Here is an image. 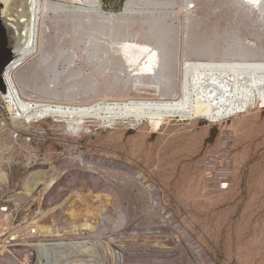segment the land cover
I'll use <instances>...</instances> for the list:
<instances>
[{"label": "rangeland", "instance_id": "374dc122", "mask_svg": "<svg viewBox=\"0 0 264 264\" xmlns=\"http://www.w3.org/2000/svg\"><path fill=\"white\" fill-rule=\"evenodd\" d=\"M55 1L74 6L67 0ZM127 1L101 0V9L118 12ZM197 1V12L193 15H188L185 10L195 5L194 0H134L133 3L136 8L160 11L155 18L169 28V41L174 44L170 55L171 71L175 72L169 81L172 87L178 81L179 61L187 45H213L220 53L222 49H257L254 58L264 60V15H260L258 8L252 9L242 0ZM4 4L0 3V17L7 13ZM64 23V31L70 33L59 31L55 42L61 47L62 57L64 54L67 59L73 57L77 61L75 68L83 67L87 76L83 81L86 88L79 87L80 77L63 81L59 88H64L66 93L87 89L86 94L83 92L80 98L73 100L79 102L84 99L87 103L117 94L120 86H124V92L130 91L131 76L127 73L131 68L121 67L120 59L112 56L106 60L105 55L95 70L89 63L91 60H84L96 53V58L101 53L112 54V50L107 48L97 52L90 48L92 40L100 33H95L90 26L77 27L74 32L71 22ZM134 29H139V26L136 24ZM126 30L128 34L129 28H121L116 39L106 38L119 42L127 35ZM73 43L75 46L71 49ZM86 45L89 47L88 56L83 51ZM5 55L0 50V59ZM56 55L59 56V52ZM214 57L222 58L220 54ZM72 66L64 60L58 69L63 71ZM104 82H113V86L104 88L102 92L106 95L100 91L101 94L96 96L99 84ZM134 90L136 96L164 98L153 89ZM248 107L251 110L246 112ZM244 108L232 115L226 114L228 117L222 116L223 120L219 118L220 121L216 122H208L201 115L191 118L179 113V116L169 114L170 119L166 118V121L150 120V127L142 118L143 121L89 118L88 134L80 138L56 124L54 139L46 146L49 163L29 169L16 161L11 169L9 188L0 191V199L3 194L17 189L22 191L21 182L28 171L62 166L61 180L41 207L45 208L51 198L57 199L70 181H87L90 185L92 180L86 177V173L99 177L103 185L116 190L121 206L119 211L123 213L114 211L111 221L100 215V219L106 220L107 230L100 237L94 234L84 239L88 245L96 239L103 244L108 241L116 252L131 253L126 264H264V101L257 106L253 100ZM79 153L83 158L95 159L94 168L97 170H89L87 163L71 158ZM140 173L156 187L157 193H150L145 188L138 178ZM22 202L21 206H25L29 199H26V204L24 199ZM29 205L31 218L39 207L38 204ZM8 212L14 215L13 226L27 224L23 222L26 218L20 206H14ZM120 222L125 223L124 226L110 230V225ZM7 234L4 239L10 232ZM31 243L16 239L9 242L12 250L8 249L0 256V264H30L35 258L36 262L38 251ZM54 254H43L41 263L54 260ZM85 259L95 264L97 257Z\"/></svg>", "mask_w": 264, "mask_h": 264}, {"label": "bare ground", "instance_id": "6f19581e", "mask_svg": "<svg viewBox=\"0 0 264 264\" xmlns=\"http://www.w3.org/2000/svg\"><path fill=\"white\" fill-rule=\"evenodd\" d=\"M67 1L74 6L55 0H2L0 3L2 6L6 3V6L4 4L7 12L5 17L9 19H12L13 11L23 13L20 16L22 21L19 19L18 21L22 22L23 27L26 28L24 44L28 42L33 44L30 54L23 50L20 55L24 67L19 72L18 80L23 84L22 90L25 88L29 90L24 91V95L34 98L39 106L45 105L44 108L49 111L57 125L69 129L70 134L73 133L75 137L80 138L88 134L86 130L89 118H95L98 121L142 118L147 120L146 126L150 127V120L166 121L170 119L167 115L176 116L179 113L180 116L191 118L201 115L208 122H216L219 118L222 119V116L232 115L246 107L248 102L255 100L258 106L260 101H264V60L254 58L258 53L257 49L246 51L240 47L239 51H233L234 49L223 51L222 49L220 53L213 45H187L185 54L179 61L178 81L172 87L169 81L174 77L175 72L171 71L170 55L174 50V44L169 41L171 34L167 25L155 18L160 11H156L155 8L154 10L136 8L133 4L134 0H128L118 12L102 10L101 0ZM242 1L244 4L247 2L246 4L252 9L258 8L260 15H264V0ZM195 2L198 1L194 0ZM196 8L197 3L185 11L189 13L188 15H193L197 12ZM64 22H71L70 24H73L75 28L72 30L74 32L77 27L90 26L95 33H100V36L94 37L90 48L95 49L96 52L98 49L107 48L112 50V54L101 53L96 58L95 52L96 54L84 60L86 62L91 60L88 62L93 64L92 69L95 70L100 61L103 62L105 55L106 60L112 56L120 59L121 67L131 68V71L128 70L129 73H127L131 76V90L129 89L131 92L126 90L124 92V86H120L119 92L116 90L118 93L109 97L102 91L104 88L105 90L111 88L113 82H104L99 84L96 96L101 91L106 97L87 103L84 99L79 102L73 101L81 97L83 92L86 94L87 89L83 91L80 89L77 93L72 91L66 93L64 88L62 90L59 88L63 81L73 77L77 79L80 77L79 87L86 88L83 81L87 76L83 67L75 68L77 61L73 57L67 59L65 54L66 59L62 57L61 47L55 42L59 31L65 34L70 33L64 31L66 29ZM136 24L139 26L137 30L134 29ZM123 27L129 28V33L127 34L126 30L127 35L124 39L119 42L112 41L113 37L116 39ZM19 34L21 36V30ZM106 37L108 39L112 37L111 41ZM22 38L21 36L20 39ZM74 46L73 43L71 49ZM88 49L87 45L83 49L86 51V56L89 53ZM57 51L59 56L56 55ZM217 54H220L222 58L214 57ZM229 55H235L237 58L232 56L231 58ZM79 57L82 62V55ZM64 60H68L70 66L73 64L74 66L60 71L58 65ZM134 88L153 89L164 98L150 99L136 96ZM249 107L246 112L251 110ZM5 143L9 146L6 141ZM71 158L87 163L86 167L89 170L96 166L95 159L83 158L80 153ZM6 160L10 161L11 157H6ZM62 169V166L59 168L52 165L49 168L30 170L23 176L22 191L15 197L24 199L25 204L26 199H29V203L38 204L39 210L30 218L29 203L21 206V210L25 213L22 215L26 218L23 222L27 223L23 227L13 226L14 215L0 210V256L7 253L11 245L9 242L16 239L32 242L31 245L37 248V260L35 262L34 257V261L30 264H44L41 263L42 255L48 253H55V259L46 264H61L65 261H68L67 264H91L88 259H85L88 256L97 257L95 264H126L131 258V253L116 252L108 241L103 244L96 239L88 245L84 239L94 234L96 237L102 236L108 228L106 220L111 221V214L117 210V213H123L119 211L121 206L119 198L117 199L118 193L103 185L99 177L86 173V177L92 180L90 185L87 181L85 183L76 179L70 181V184L68 183L69 185L59 192L57 199L53 197L45 208L41 207L49 193L61 180ZM138 178L150 193H157L156 187L144 174L140 173ZM1 182H9L8 171L3 168L0 169ZM100 215L106 220L103 218L101 220ZM120 219L123 220L124 217ZM121 222L114 226L110 225V230L114 231L124 226L125 223ZM20 223V225L23 224ZM9 232V236L4 239L3 237Z\"/></svg>", "mask_w": 264, "mask_h": 264}, {"label": "built area", "instance_id": "2783aa9c", "mask_svg": "<svg viewBox=\"0 0 264 264\" xmlns=\"http://www.w3.org/2000/svg\"><path fill=\"white\" fill-rule=\"evenodd\" d=\"M21 15V11H13L12 19L0 17V50L6 53L0 59V69L11 58L0 74V169H6L9 175V182L0 183V191L9 188L11 169L16 161L29 169L49 163L46 146L52 143L57 124L44 108L45 105L39 106L34 98L24 95V91L29 90H22L23 84L18 80L19 72L24 67L21 52L25 50L30 54L33 48L31 42L24 44L26 28L19 22L22 21ZM8 156L11 157L10 161L6 160ZM19 192L21 190L17 189L13 193L3 194L0 199L2 212L6 213L14 206L21 207L22 199L15 197Z\"/></svg>", "mask_w": 264, "mask_h": 264}, {"label": "water", "instance_id": "95a60500", "mask_svg": "<svg viewBox=\"0 0 264 264\" xmlns=\"http://www.w3.org/2000/svg\"><path fill=\"white\" fill-rule=\"evenodd\" d=\"M10 60H11V58H9V59H7L4 63H3V65H2V67H1V69H0V74H1V72H2V70H3V68L10 62Z\"/></svg>", "mask_w": 264, "mask_h": 264}]
</instances>
